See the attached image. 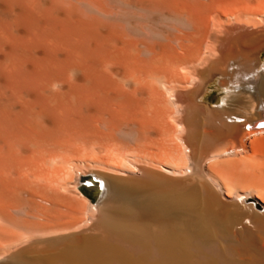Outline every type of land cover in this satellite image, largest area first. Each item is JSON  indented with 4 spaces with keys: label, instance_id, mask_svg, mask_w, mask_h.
Masks as SVG:
<instances>
[{
    "label": "bare ground",
    "instance_id": "1",
    "mask_svg": "<svg viewBox=\"0 0 264 264\" xmlns=\"http://www.w3.org/2000/svg\"><path fill=\"white\" fill-rule=\"evenodd\" d=\"M263 51L264 0H0V264H264Z\"/></svg>",
    "mask_w": 264,
    "mask_h": 264
},
{
    "label": "rangeland",
    "instance_id": "2",
    "mask_svg": "<svg viewBox=\"0 0 264 264\" xmlns=\"http://www.w3.org/2000/svg\"><path fill=\"white\" fill-rule=\"evenodd\" d=\"M262 64H264V51L262 52ZM226 94V88L220 86V79H216L213 83L210 84L208 88L205 96L206 102H208L211 106H221L223 105V100L225 99ZM14 215L23 218L20 213L14 212Z\"/></svg>",
    "mask_w": 264,
    "mask_h": 264
},
{
    "label": "clouds",
    "instance_id": "3",
    "mask_svg": "<svg viewBox=\"0 0 264 264\" xmlns=\"http://www.w3.org/2000/svg\"><path fill=\"white\" fill-rule=\"evenodd\" d=\"M58 87H59V85H56V84L53 85V88H54V89H56V88H58Z\"/></svg>",
    "mask_w": 264,
    "mask_h": 264
}]
</instances>
